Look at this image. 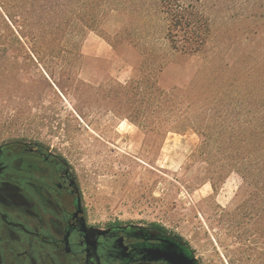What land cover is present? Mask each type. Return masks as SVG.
I'll return each mask as SVG.
<instances>
[{"label":"rangeland","instance_id":"rangeland-1","mask_svg":"<svg viewBox=\"0 0 264 264\" xmlns=\"http://www.w3.org/2000/svg\"><path fill=\"white\" fill-rule=\"evenodd\" d=\"M127 1L100 28L120 45L87 31L85 61L62 88L24 53L0 47V148L39 146L63 160L98 226L161 228L199 264H264L256 166L250 179L227 171L220 139L208 159L192 157L203 142L200 112L215 127L227 104L264 106V0H168L190 19L169 36L160 0Z\"/></svg>","mask_w":264,"mask_h":264},{"label":"flooded vegetation","instance_id":"flooded-vegetation-1","mask_svg":"<svg viewBox=\"0 0 264 264\" xmlns=\"http://www.w3.org/2000/svg\"><path fill=\"white\" fill-rule=\"evenodd\" d=\"M158 227L93 223L69 166L39 146L0 148V264H188Z\"/></svg>","mask_w":264,"mask_h":264},{"label":"trees","instance_id":"trees-1","mask_svg":"<svg viewBox=\"0 0 264 264\" xmlns=\"http://www.w3.org/2000/svg\"><path fill=\"white\" fill-rule=\"evenodd\" d=\"M127 0H0V47L4 52L20 51L29 63L42 67L47 77L59 88L64 79H71L74 68L85 61L81 47L87 31H96L112 45L121 43L118 33L109 36L102 29V19L109 12L126 11ZM160 13L169 22L167 35L180 23L190 19L181 17V6L160 0L157 4ZM195 31L197 37L202 33ZM176 49V47L174 48ZM149 59L157 63V54L147 52ZM139 67L135 70L138 72ZM136 74V73H135ZM108 80V76L106 77ZM148 88L153 86L152 79L144 77ZM110 80V78H109ZM126 88V87H124ZM127 89V88H126ZM78 93V90L75 89ZM89 92V91H86ZM86 95L85 92H83ZM243 107L244 104H241ZM216 113L220 124L210 125L212 118L206 117V109L195 117L201 126L199 133L203 142L192 157L209 158L213 153L211 142L224 140L215 154L225 160V169L242 175L245 179L253 177L256 166L257 188L264 190V106L257 110L248 107L244 110H228ZM209 121H207V119ZM206 122V123H205ZM204 124V125H203ZM253 163V164H252ZM226 171V172H227ZM222 173V175H221ZM216 173L223 177V173Z\"/></svg>","mask_w":264,"mask_h":264},{"label":"water","instance_id":"water-1","mask_svg":"<svg viewBox=\"0 0 264 264\" xmlns=\"http://www.w3.org/2000/svg\"><path fill=\"white\" fill-rule=\"evenodd\" d=\"M188 264H199V263L195 257H189Z\"/></svg>","mask_w":264,"mask_h":264}]
</instances>
